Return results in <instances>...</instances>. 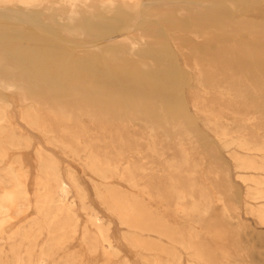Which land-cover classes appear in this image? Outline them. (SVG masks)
Segmentation results:
<instances>
[{
    "label": "bare ground",
    "instance_id": "bare-ground-1",
    "mask_svg": "<svg viewBox=\"0 0 264 264\" xmlns=\"http://www.w3.org/2000/svg\"><path fill=\"white\" fill-rule=\"evenodd\" d=\"M16 1L0 0V16L9 14L11 21L22 18L26 22L29 21L27 15L29 10L15 9ZM19 2L27 6L26 8H29L28 6L43 8L46 12V20L52 23L51 25L57 26L65 38L81 43L78 55L101 57L102 61L97 64L99 69L93 70L83 63L84 60L71 58L72 52L67 49V52H55L47 43L43 45L41 43L43 41L37 44L36 36L24 35L26 44L14 51L9 49L10 45L3 46L2 39L0 93H10L22 106H25L22 113L23 120L28 126L41 132L50 142L48 144L58 143L61 148L74 154L85 152L87 156L83 162L90 172L101 176L106 182L118 180L129 185L130 191L126 190L128 193L117 195L115 187H111L107 195L98 192V198L112 215L118 217L122 225L135 231L133 234L130 233L132 245L144 246L136 232H150L156 234L158 238L168 240L164 246L161 244L163 247L160 253L163 257H157L158 254L151 255L153 257L146 258L145 264H183L181 256L178 255L180 249L189 255L190 264L206 262L205 256L194 241L199 228L196 225L208 218L216 203L222 205L221 215L224 219L230 217L232 213L237 216L239 207L237 201H233L236 198L232 197L228 172L221 168L223 162L220 161L218 153L211 149L205 154L212 159L208 164L205 162V156H198L199 144L201 145L205 140L191 123H184L190 122L184 89L188 85L186 83L188 77L191 78L189 79L193 84L190 86L191 91L198 93V96L192 99L195 112L206 122L208 129L220 142H224L226 146L232 142L245 151L264 155V142L261 144L256 142L258 137H262L259 132L264 130V83L256 76L259 69L257 70L255 64L253 48L244 43L243 35L240 34L245 30L243 24L247 21L241 18L230 20L226 16V10V14L217 16L215 11H204L205 7L189 10L184 2L165 1L157 2L161 8L147 14L148 18L145 22L148 26L145 28L136 30L133 26L123 33L106 38L113 28L110 26L111 22L102 18L101 14L114 16L118 14L119 6H122L126 13L135 15L134 25H136L142 21L141 10L145 5L144 1L21 0ZM235 3L232 1L227 3L228 8L232 11L236 10ZM152 4L154 3H151V6ZM172 6H175V10ZM187 14L189 17L192 16L191 29L181 27L179 18H186ZM158 20L165 24L164 28L159 27ZM200 30L206 33L200 34L201 32H198ZM104 35H106L105 39H101L99 43L87 44ZM254 35L252 30L249 37L254 38ZM169 42L175 45L180 55L170 49ZM14 44L16 43H12ZM179 56L184 59V65L178 64ZM261 58L263 59L262 56ZM263 69L260 70L263 72ZM105 74L110 78L113 88L107 93L103 91L109 98L106 95L103 97L94 89L96 79H100ZM70 78H77L76 82L63 85L58 82ZM123 78L126 79L124 82L126 86L123 85L122 90L115 89L114 82H120ZM84 79H88L86 83L83 82ZM88 92L94 93L91 95ZM10 108L11 104L0 96V165L2 162L4 164L3 160L8 158L10 152L28 150L31 147L27 136L13 123L9 115ZM227 110L233 112L234 115H230L237 120V128L233 123L237 130H232L230 127L235 121L223 113ZM84 117L89 123L82 122ZM229 120H231L230 124H228ZM62 137L70 138L71 143L67 144ZM188 139L193 141L187 142ZM38 148L40 173L39 184L38 182L36 184L41 190H46L47 202V207L41 208L40 214L44 220L46 219V229H48L46 232L52 236L46 242V247L43 245L46 248L44 252L46 258L42 253L40 260L47 263L52 250L66 245L79 232L83 233L79 235H82L85 248L88 247L95 252L101 241L117 257L109 235L110 230L107 229L108 225L104 226L103 222H99L92 208L85 204L83 190L81 192L80 188L76 187L78 191L76 195L82 202V211L85 210V214L87 212L85 217H88V224L80 227L74 206L68 204L65 199L68 188L60 178V164L47 151L45 153ZM248 166L261 171L264 170V161L260 165L250 162ZM18 169L12 162L6 166L4 172L6 180L4 182L0 180V186L3 187L0 193V229L1 226L5 228L2 225L5 220L22 215L24 217L23 213L32 205L28 198L29 193L27 191L26 194L27 189L25 190L26 182L24 183L23 179L25 173H22L24 168L22 171H20L22 168ZM26 173L28 175V172ZM217 183L223 187L222 191L216 188ZM259 184L264 187V179L260 180ZM38 192L42 193V191ZM259 194L264 196V190ZM257 196L259 198V195ZM152 201L155 204L160 203L161 207H165V203H170L173 214L186 219V226L179 228L172 225V222L167 220L165 211L161 212V207V211L158 207L152 210L153 206L150 204ZM41 223L39 220H33L29 227L25 229L20 227L23 240L35 238L42 233L44 227ZM220 232L212 233L213 238H220L222 236ZM31 240L33 239H30L28 244ZM35 241L37 240H33ZM28 247L30 252L25 251L28 254L33 253V246L28 245ZM225 247L228 249V246ZM156 248L152 245L147 251L155 252ZM29 260L30 257L27 261ZM27 261L25 258L26 264ZM118 264L130 263L123 258Z\"/></svg>",
    "mask_w": 264,
    "mask_h": 264
},
{
    "label": "rangeland",
    "instance_id": "rangeland-1",
    "mask_svg": "<svg viewBox=\"0 0 264 264\" xmlns=\"http://www.w3.org/2000/svg\"><path fill=\"white\" fill-rule=\"evenodd\" d=\"M19 1H21V0H17L15 2V4H16V5H14L15 9H17L19 11H26L28 9L29 11L27 10L28 11L27 15H28L29 21L26 22V20H24L23 18L21 20H18V21H11L9 18L10 17L9 14L1 15L2 17L0 16V41L2 39L3 40L1 41L2 43L1 42L0 43L3 46L8 47V45L11 46L12 43H16V44L12 45L15 48H13L12 46L11 47L9 46V49L14 51V50H16V48L17 49L22 48L26 44V39L24 38V35H29V36L32 35L34 37L35 36L37 37V38L35 37V39L38 40L37 44L42 43L43 45H45V43H47L48 46L51 48V50L55 51V52H64V51L67 52V50H69L72 52V54H70L71 58L84 60L83 63L93 70L99 69L97 64L102 61L101 57L95 58V57H90V56H86V55H82V54L78 55L77 52H79L78 48L81 45V43L77 42L76 40L72 41V39L65 38L64 34L61 33L60 29H58L57 26H55L54 24H53L54 26L51 25L52 23L50 24L49 21L46 20V12L43 8H39V6H38V8L37 7H30V6H28L29 8H26L27 6L25 7L23 4H22L23 5L22 6ZM143 1H144L145 5L142 7V10H141V13H143L142 14L143 17H142V21H141L142 23L139 22L138 24L134 25L135 15L131 14V13L130 14L126 13L125 10L123 9V7L119 6V12H118V14H115L114 16L113 15L108 16L105 14H101L102 18L107 19L109 21V23L111 22L110 26H112L113 30H111V32L109 33L110 35L107 34L108 37L106 35H104V36L100 37L99 39H96L92 42H88L87 44L92 45V44H94V42L99 43L101 41V39L102 40L105 39V36H106V38H109L115 34L123 33L124 30H126L130 27H133V26L135 27L136 30L145 28L146 26H148L147 23L145 22V19L148 18L147 14L152 12V10H154V9H160L161 8V5H158L157 2L158 3H164L165 1H168V2L169 1L170 2H184L187 9L190 8L189 10L196 9L197 7L204 9V7H205L204 11H215V15H217V16H223L224 13L226 14V12H227L226 16L230 20H232V19L237 20V19L241 18L242 20L244 19L245 22L247 21L246 24H243V27L245 28V30L240 34L243 35L242 40L244 41V43L247 46L251 47V49L253 48L252 50H253L254 55H255L254 58H256L255 64L257 66V70L259 69L258 70L259 72H257L256 76H258L257 78H259L258 80H260V82L264 83L263 82V80H264L263 75L264 74H262L264 72V69H263L264 68L263 67L264 66V63H263L264 62V60H263L264 59V35H263L264 34V30H263L264 29V26H263L264 25L263 24L264 23V0H247L250 3H248L245 0H228V2H227V0H220V1L219 0H194V2H193V0H143ZM207 1H209L208 4H207ZM231 1L233 3L236 2L235 3V4H237L236 10L232 11L230 8H228L227 3L231 2ZM151 3H154V4H152V6H151ZM198 3H199V5H198ZM189 5H190V7H189ZM201 5H203V6L201 7ZM162 6L165 7L164 5H162ZM172 7L175 10V6H172ZM33 9L35 11H33ZM225 10H226V12H225ZM133 15H134V17H133ZM185 16H187L188 19H187V17L186 18L183 17L185 19L179 18L181 20V24H182L181 27L185 28V29H189V28L191 29L193 27L192 16L189 17L188 14ZM143 21L146 23V25L144 24ZM157 22H158L159 27H161V28L165 27V24L163 22H160L159 20ZM161 23H163V24H161ZM225 25L227 26V24H225ZM252 30L255 34L254 38L249 37L250 34L252 33ZM176 31L179 33L181 32L179 30H176ZM164 32H166V31H163V33ZM198 32L199 33L201 32L200 34L206 33V31H204V30H200ZM20 35H22V36H20ZM183 35H184V33H183ZM262 37H263V39H261ZM9 38L10 39L13 38V39L9 40ZM40 41H43V42L40 43ZM200 41L202 42L203 39H201ZM3 43H5V44H3ZM18 44L19 45L21 44V45L19 46ZM172 44H173L172 42H169V45L171 47L170 49L172 51H176L180 55V52H178V49L175 47L174 44L173 45ZM259 44L263 48H261L259 46ZM58 49L60 51H58ZM261 56L263 57V59L261 58ZM177 58H178L177 59L178 64L180 63L181 65H184L183 64L184 59L181 56H179ZM181 58L183 60H181ZM259 60L262 62H260ZM181 65H180V67H181ZM260 69H263V72ZM75 79H77V78H70L66 81H58V82L61 85H63L64 83H71L72 84V83L76 82ZM189 79L191 80V78L188 77V79L186 81V83H188V85L184 89V92H185L184 97L186 99V103L188 106V112L190 113L189 114V116H190L189 121L190 122L188 121L189 123H187V122H184V123H186V124L191 123V125H193L194 128L199 130L201 136L205 140V142H202L201 145L198 143L200 146V149L197 153L199 155L197 153L196 154L198 156H203V157L205 156L206 157L205 162H207V164H208L212 161V159H210L211 158L210 156H206L205 154L210 152L211 149H213L214 151H216L218 153V156L220 157V161H222L223 164H226V165L222 164L221 168H223V170L228 172L229 182L232 186V197L236 198V199H233V201H237L238 207H239L237 216H236V214L232 213V215L230 217L224 219V218H222V215H221L222 205L220 203H216L213 206V209H212L211 213L209 214L208 218H205L201 222L202 224L199 223L198 225H196L199 227L197 229L196 235L197 234H200V235H197V237L195 235L194 241L197 244L198 248L202 251L203 255L205 256L204 258L206 259V262H204L203 264H225V262H227V264H231V263L232 264H234V263H236V264H238V263L239 264H260V263L264 264V200H263L264 198H262L264 196L259 194L261 191L264 190V187H262L259 184L260 180L264 179V170L260 171V170H256V169H251L248 166V164L250 162H254V163L259 164V165L262 164L264 161V155L262 153H258V152L245 151L232 142H231L232 144L229 143L230 145L228 144L227 146L224 144V142L223 143L220 142V140L215 136V134L208 129V127L206 126V122L203 119L199 118L195 112L192 99L196 98L198 96V93H196L195 91H194L195 93H192L190 86L193 84H191V82H189L190 81ZM87 80L88 79H84L83 82L85 81V83H86ZM110 81L111 80L108 77V75L105 74V75L101 76L100 79H96L97 83H96V86L94 89L98 90L96 92L100 93V95L102 94V96L104 97L106 95L105 93H107L109 91V89L111 88ZM124 82H126L125 78L121 79L120 82L116 81V82H114L113 87L115 89L122 90L126 86V84ZM123 85H124V87H123ZM111 89H113V88H111ZM101 91L102 92L104 91L105 93L103 92L104 93L103 94ZM91 93H94V92H90L89 94H91ZM91 95H93V94H91ZM0 96L3 99H5L8 103L11 104V108L9 109V115L12 117L13 123L16 125V127L18 129H20L27 136L28 141L30 142V146H31L30 149H28V150H21V151H16V152L12 151L9 153L8 158L6 157L5 158L6 160H3L4 164L2 162V165H0V167H1L0 180H2V182H4L6 180V174L4 172H6V166L11 164L12 162L14 164H16L17 170H19L18 169L19 167H20V169L22 168L20 171H22L24 168L22 173L23 174L25 173L24 178H23L24 183L26 182L25 190L27 189L26 194L28 191L29 196L28 195L27 196L31 200V204H32L31 208L29 207L23 213L24 214V217L22 215L23 218L21 216H19V217L10 219V220H12L11 222H10V220H5L8 222V223L6 222V225H4L5 221H4V223H2V225L5 226V228H3L1 226V229H0V232L2 231L0 233V259H1L0 264H20V263L26 264L25 258L27 261L29 259V257H30V260L27 261V264H51V263L52 264H89V263L90 264H114V263L118 264L119 262H121L123 260V258L127 259L130 264H145L146 262H144V261H146L147 259H150L151 257H153L156 254H158L157 257H161V258L163 257V256H161L162 254L160 252H161V248L165 244H167L166 243L168 241L167 239L158 238L156 234L150 233V232H144V233L143 232H139V233L136 232L139 235V238L141 237L140 240L144 243V246L143 247H137V246L132 245L131 239H130V233L133 234V233H135V231L132 229H129L128 227H126L124 225H122L120 220H118V217L112 215V213L106 209V207L102 204L101 200L98 198V192L101 194L103 193V195H107L108 192L110 191L111 187H115L117 195H121L123 193H128V192H126V190L130 191L129 185H127L123 181L118 182V180H112V181L110 180L111 182L107 181V182H109V183H107L106 181H104V179H102L101 176H99L97 174L95 175V173H93L92 171L90 172V170L84 165V162H83L86 160L85 157L87 156L85 152L81 151L80 154H74V153H71V152L61 148L58 143L48 144L50 142L48 141V139L46 137H44V135L41 132L32 128L30 125L28 126V124L23 120L22 113H23L25 106H22L19 103V101L17 100V98L16 97L14 98L10 93H0ZM11 97H13V98H11ZM106 97L109 98L108 94L106 95ZM223 113L227 117H229L230 119H234L232 121H235V122H232L230 124L229 122H231V120H229L228 124H230V127L232 128V130H237V129H235V126L237 128L238 124L236 123L237 120L234 117L232 118V115H234L233 112L227 110ZM230 114H232V115H230ZM82 122L85 124L89 123L85 117L83 118ZM233 123L235 124V126ZM51 124H53V123L51 122ZM45 127H46V121H45ZM259 133L262 134V137L264 136V134H263L264 130H261ZM262 137H258L259 139L257 138L256 142L259 144L264 142L263 141L264 138H262ZM260 138H261V142H260ZM62 140H64L67 144L71 143V139L68 137H62ZM190 141L192 142L193 140L192 139L187 140V142H190ZM37 148H38V150L39 149L44 150L45 153L47 151L49 154H51L53 156L52 158L55 159L60 164V172H61L60 178L63 180L65 186L68 188V193H67V196H65V199H66V202L68 204H72V206H74V209L76 211V215L78 217V222H80L79 223L80 227L84 226V224H86V223L88 224V217H85V216H87L86 215L87 212L85 214V210L82 211V206H81L82 202L80 201V199H78V196H77L78 191H77L76 187H79L81 192L83 190L82 194L84 195L85 204L90 209L92 208L91 210H92L93 214H95L96 217L99 219V222H101V223L103 222L102 224L104 226L108 225L107 226L108 228L107 227L106 228L110 230L109 235L111 237L113 245L115 246V251L117 253V257H115L112 254V252L110 250H108L106 248L105 244H103L101 241H100L101 243L99 242L98 249L95 252H92L88 247L85 248L84 247V246H86L85 242H83V240L81 239L83 233L79 232L77 234V236L74 239L70 240L66 245H63L61 247H56L54 250H52V253L49 256V261L47 263H44L45 261L43 262L40 260L42 253L46 252V248H45L46 242L49 239H51L52 236L49 232H46V230H48V229H46V219L44 220L40 214V209L46 208L47 202H46V190L45 189L41 190L40 188L37 187V186H39L38 185L39 184L38 174L40 173L39 172L40 171V169H39L40 168L39 167L40 166V160L38 159L39 157L37 154L38 153ZM75 155H76V157H75ZM197 155H196V157L199 158ZM74 157H75V160H74ZM240 158H241V160H240ZM251 158H254V159H251ZM76 160H77V162H76ZM237 160L240 161L241 163L237 162ZM245 161H248L249 163L245 162ZM156 162H158V160H156ZM244 162H245V165H244ZM237 163L238 164L240 163V164L238 165ZM0 164H1V161H0ZM3 168H5V169H3ZM26 172H28V175ZM26 176H28V177H26ZM98 176H99V178H98ZM258 180H259V182H258ZM102 181H104V182H102ZM37 182H38V184H36ZM216 188L220 189L221 191L223 189V187H221V184H218V183L216 185ZM2 189H3V187L0 186V193H2V191H3ZM38 191H42V193L38 192ZM37 192L39 195H37ZM76 193H77V195H76ZM256 195H259V198H258V196L256 197ZM38 196H40V197H38ZM34 200H36V201H34ZM33 203L36 205H34ZM150 204H151V206H153L152 210L153 209L156 210L158 207L159 210L161 211V209H160L161 204L160 203L155 204V202L152 201ZM158 204H160V205L158 206ZM164 205H165V207H161L162 208L161 212L165 211V216H166L167 220L169 219L168 221L172 222V225H176L179 228H184L187 224L186 219L178 217L175 214H173V210L171 208L170 203H165ZM168 214L171 216H169ZM17 218H21V219H17ZM33 220H36V221L39 220L40 223L43 221L41 223V226L44 228H43L42 233H40L38 235L39 237L37 236L35 238H30L33 240L36 239L37 241H35V242L37 244L35 242H33V240H31V243L28 244L30 242V239L29 240L24 239L26 241V242H24L23 235L21 234L22 231H20V227H23V229L29 227L33 223ZM110 224H111V226H110ZM204 228H205V230H204ZM215 231H218V232L221 231L220 235H222L221 237H223V238H221V237L220 238L219 237L213 238L212 233H215ZM80 233H82V235H79ZM224 235H226V236H224ZM224 237H226V238H224ZM226 239H228V240H226ZM21 240L23 241V243ZM143 240L146 241V243ZM80 241H81V243H80ZM128 241H130V242H128ZM16 242L17 243L19 242V243L17 244ZM83 243H84V246H83ZM225 243L226 244L228 243V244L226 245ZM11 244H13V245H11ZM161 244L163 246H161ZM16 245H18V246H16ZM28 245L31 247L33 246L32 247L33 253H31V254H28V252H30ZM43 245H45V247ZM80 245H82L83 247H81ZM152 245L157 247L155 252L147 251V249L149 247H151ZM19 246H22V247H19ZM34 246H36V247H34ZM225 246H228V249ZM10 247H12V249ZM116 247L118 250L116 249ZM42 248H44V249H42ZM15 249H17V250L15 251ZM85 249H86V251H85ZM134 249L136 250V252ZM25 250H27L28 252ZM100 250H102V252ZM103 251H106V252L103 253ZM107 252H109V253H107ZM230 252H232V254ZM15 253L18 254L19 256L18 255L16 256ZM5 254H6V256H5ZM82 254H84V255H82ZM222 254H224V255L222 256ZM226 254H227V256H225ZM43 255L46 258V253H44ZM80 255H82V256H80ZM151 255H153V256H151ZM178 255L181 256L183 264H190L191 263V258L189 257V255L186 254L185 252H183L181 249L178 251ZM221 257H223V258H221ZM230 258H232V259H230ZM223 259H225V260L223 261ZM256 259H257V261H256ZM12 262H14V263H12Z\"/></svg>",
    "mask_w": 264,
    "mask_h": 264
}]
</instances>
